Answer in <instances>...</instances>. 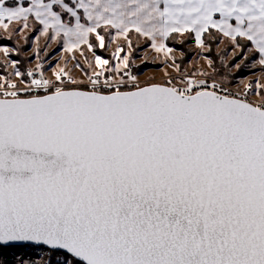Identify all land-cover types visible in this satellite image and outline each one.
<instances>
[{
    "label": "snow or ice",
    "instance_id": "snow-or-ice-1",
    "mask_svg": "<svg viewBox=\"0 0 264 264\" xmlns=\"http://www.w3.org/2000/svg\"><path fill=\"white\" fill-rule=\"evenodd\" d=\"M30 19L69 53L134 30L168 56L173 33L205 48L215 29L237 69H264V0H0V28ZM123 51L93 52L87 83L66 65L0 77V245L47 246L45 264H264V82L258 104L206 72L141 86Z\"/></svg>",
    "mask_w": 264,
    "mask_h": 264
},
{
    "label": "rangeland",
    "instance_id": "rangeland-1",
    "mask_svg": "<svg viewBox=\"0 0 264 264\" xmlns=\"http://www.w3.org/2000/svg\"><path fill=\"white\" fill-rule=\"evenodd\" d=\"M27 5L28 0H23ZM48 2V0H45ZM71 5L72 0H66ZM15 3V0H9V4ZM54 9L59 11L58 6ZM82 13V10H80ZM65 22L75 23L74 19L67 14H63ZM82 23H87L82 20ZM29 28L20 31V24L13 23L9 25V30L5 31L0 28V49H10L7 56L0 51V77H5L18 82L21 77L15 75V71L25 73L31 69L33 73L39 76L40 72L44 73L46 78L55 79L53 73L59 68L67 66L66 70L75 76L77 80H84L87 83V75L93 70L100 71L98 68H89V62L94 63L93 52L104 59H108L110 65L114 66L120 63L118 59L113 58L118 45H123L124 51L120 56H128L130 64L128 71L130 75L137 77L141 86L149 83H165L169 78L179 80L182 75H192L194 78H204L200 75L206 72L209 76L223 80L227 77L231 93H240V99H246L248 102L258 104L261 102L260 90L256 87V82H264V69L259 66L253 67L251 61L245 63L237 69L235 64L240 63L241 56L233 53H239L240 49H234L231 41L218 33L206 40L208 45L205 48L199 47L195 42L194 33H173L165 42L168 47L172 48L173 53L165 56L163 53H157L151 46V41L146 37L139 35L134 30L129 33L131 45L123 37H116L115 40L110 38L108 32L100 30L105 36V48L99 47V42L94 36L91 42L96 45L89 50L87 45H81L79 50L74 53L65 51L63 41L60 38L50 40L48 36L41 34L42 26L30 19ZM15 29V31L13 30ZM114 35V30H112ZM242 44H247L241 40ZM83 53V54H81ZM75 59H72V56ZM172 57H174V62ZM209 60L212 64L209 65ZM14 61L18 63L13 64ZM79 63L80 67L75 65ZM179 65L177 69L176 65ZM105 75H108L106 72ZM119 79V75H117ZM127 80L128 77H125ZM251 83L252 88L248 89L245 85ZM247 93L245 96L244 94ZM16 248V249H13ZM8 255V256H7ZM50 253L46 250H39L35 247H0V260L6 264H45ZM38 256V257H37Z\"/></svg>",
    "mask_w": 264,
    "mask_h": 264
},
{
    "label": "water",
    "instance_id": "water-1",
    "mask_svg": "<svg viewBox=\"0 0 264 264\" xmlns=\"http://www.w3.org/2000/svg\"><path fill=\"white\" fill-rule=\"evenodd\" d=\"M25 245L42 246V245H37L31 242H14L11 245H0V247L8 248V247H19V246H25Z\"/></svg>",
    "mask_w": 264,
    "mask_h": 264
},
{
    "label": "trees",
    "instance_id": "trees-1",
    "mask_svg": "<svg viewBox=\"0 0 264 264\" xmlns=\"http://www.w3.org/2000/svg\"><path fill=\"white\" fill-rule=\"evenodd\" d=\"M210 31L212 32V36L215 35V34H217L216 30H214V29H212V30H210ZM204 36H205V39H206V40H207L209 37H212V36H209L208 33H205ZM247 43H248V42H247ZM249 46H251V45H249ZM13 249H16V248H13ZM7 256H8V255H7ZM9 264H10V263H9Z\"/></svg>",
    "mask_w": 264,
    "mask_h": 264
},
{
    "label": "built area",
    "instance_id": "built-area-1",
    "mask_svg": "<svg viewBox=\"0 0 264 264\" xmlns=\"http://www.w3.org/2000/svg\"><path fill=\"white\" fill-rule=\"evenodd\" d=\"M30 247H35V248H37V249H39V250H46V251H49L48 250V248L47 247H45V246H33V245H29Z\"/></svg>",
    "mask_w": 264,
    "mask_h": 264
},
{
    "label": "bare ground",
    "instance_id": "bare-ground-1",
    "mask_svg": "<svg viewBox=\"0 0 264 264\" xmlns=\"http://www.w3.org/2000/svg\"><path fill=\"white\" fill-rule=\"evenodd\" d=\"M38 257V256H37Z\"/></svg>",
    "mask_w": 264,
    "mask_h": 264
},
{
    "label": "crops",
    "instance_id": "crops-1",
    "mask_svg": "<svg viewBox=\"0 0 264 264\" xmlns=\"http://www.w3.org/2000/svg\"><path fill=\"white\" fill-rule=\"evenodd\" d=\"M215 30V29H214Z\"/></svg>",
    "mask_w": 264,
    "mask_h": 264
}]
</instances>
